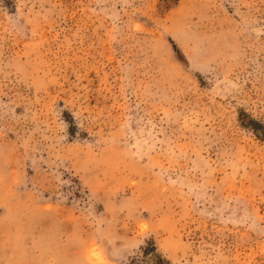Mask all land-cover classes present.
Segmentation results:
<instances>
[{
    "label": "rangeland",
    "instance_id": "374dc122",
    "mask_svg": "<svg viewBox=\"0 0 264 264\" xmlns=\"http://www.w3.org/2000/svg\"><path fill=\"white\" fill-rule=\"evenodd\" d=\"M94 261L264 264V0H0V264Z\"/></svg>",
    "mask_w": 264,
    "mask_h": 264
},
{
    "label": "clouds",
    "instance_id": "9594fccd",
    "mask_svg": "<svg viewBox=\"0 0 264 264\" xmlns=\"http://www.w3.org/2000/svg\"><path fill=\"white\" fill-rule=\"evenodd\" d=\"M89 252H90V256H99V253H98L97 249H95V248H91L89 250ZM93 264H95V261L93 262ZM101 264H107V262L101 261Z\"/></svg>",
    "mask_w": 264,
    "mask_h": 264
}]
</instances>
